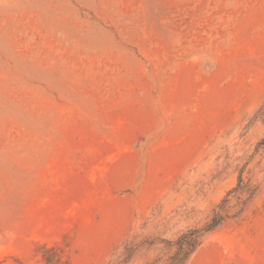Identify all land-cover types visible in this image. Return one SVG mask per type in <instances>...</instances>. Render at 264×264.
Instances as JSON below:
<instances>
[{
    "label": "rangeland",
    "instance_id": "374dc122",
    "mask_svg": "<svg viewBox=\"0 0 264 264\" xmlns=\"http://www.w3.org/2000/svg\"><path fill=\"white\" fill-rule=\"evenodd\" d=\"M194 231L185 264H264V0H0V264Z\"/></svg>",
    "mask_w": 264,
    "mask_h": 264
},
{
    "label": "trees",
    "instance_id": "16d2710c",
    "mask_svg": "<svg viewBox=\"0 0 264 264\" xmlns=\"http://www.w3.org/2000/svg\"><path fill=\"white\" fill-rule=\"evenodd\" d=\"M221 221L222 217L216 213L211 223L204 228L203 232L213 230ZM199 235L200 233L198 231H194L181 235L174 243L168 242L169 246L176 247V252L168 258L167 264H185L197 246V238ZM130 252L132 253V251Z\"/></svg>",
    "mask_w": 264,
    "mask_h": 264
}]
</instances>
